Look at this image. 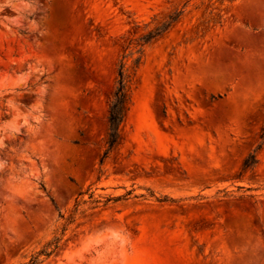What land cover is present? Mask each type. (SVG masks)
<instances>
[{
	"label": "rangeland",
	"instance_id": "1",
	"mask_svg": "<svg viewBox=\"0 0 264 264\" xmlns=\"http://www.w3.org/2000/svg\"><path fill=\"white\" fill-rule=\"evenodd\" d=\"M263 132L264 0H0V264H264Z\"/></svg>",
	"mask_w": 264,
	"mask_h": 264
},
{
	"label": "trees",
	"instance_id": "2",
	"mask_svg": "<svg viewBox=\"0 0 264 264\" xmlns=\"http://www.w3.org/2000/svg\"><path fill=\"white\" fill-rule=\"evenodd\" d=\"M180 16L181 12H177L169 16V19L166 22L157 27L155 30L151 31L149 34L145 35L142 40L145 43H149L153 39L161 36L170 29V27L180 18ZM128 103L129 95L127 92L126 78L123 66H121L119 71V79L117 81V86L111 101L110 112L108 116L107 153L114 149L121 140L120 130L127 114ZM262 138H264V132ZM261 146L262 144L259 146V148H261ZM257 163L258 159L256 155L252 153L245 159L243 167L246 169H253ZM59 217L61 220L65 221V224H63L61 228V232L59 234L55 233L54 237L50 241L46 242L40 250L32 254L29 262L26 264H43L59 253L66 232L68 231V226L75 221L74 216L66 217V215L62 212H60Z\"/></svg>",
	"mask_w": 264,
	"mask_h": 264
}]
</instances>
